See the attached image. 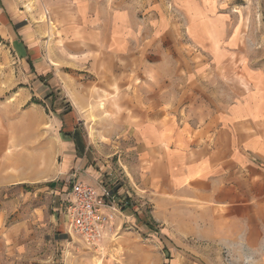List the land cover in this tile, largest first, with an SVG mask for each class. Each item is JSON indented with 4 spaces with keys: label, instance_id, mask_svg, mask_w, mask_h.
Listing matches in <instances>:
<instances>
[{
    "label": "rangeland",
    "instance_id": "obj_1",
    "mask_svg": "<svg viewBox=\"0 0 264 264\" xmlns=\"http://www.w3.org/2000/svg\"><path fill=\"white\" fill-rule=\"evenodd\" d=\"M26 5L35 14L39 38L50 40L42 45V63L46 57L56 63L48 79L57 80L58 91L72 96L62 98L57 91L46 100L47 85L33 76L34 69L0 35V221H4L0 228L20 237L16 264L171 261L175 256L164 249L167 243L151 225L156 221L155 188L145 187L163 153L160 147L145 146L137 129L142 123L161 121L184 131L194 144L210 140L223 111L253 106L254 89L261 91L264 104V0L80 2L84 13L96 9L97 24L107 27L113 13H128L138 31L129 35L132 42L117 55V70L115 75L107 74L110 78L92 74L88 68L92 60L76 55L82 47L70 44L68 35L62 40V30L78 20L75 3L31 0ZM226 28H235L233 35L241 42L230 43ZM101 103L105 104L102 110ZM120 106L132 109L127 114L132 126L125 123L123 114L113 111ZM157 106L163 110L153 112ZM65 123L79 128L73 139L85 142L91 176L116 181V187L131 196V219L126 215L118 235L96 251L66 229V199L76 178L60 175L62 141L72 137L62 132ZM22 153L36 167L19 169L16 159ZM47 163L52 172L44 170ZM197 246L203 258L210 260L205 250L209 246ZM215 253L214 262L232 263L224 249Z\"/></svg>",
    "mask_w": 264,
    "mask_h": 264
},
{
    "label": "crops",
    "instance_id": "obj_2",
    "mask_svg": "<svg viewBox=\"0 0 264 264\" xmlns=\"http://www.w3.org/2000/svg\"><path fill=\"white\" fill-rule=\"evenodd\" d=\"M29 1L0 0V35L32 72L34 69L33 76L55 94L59 82L48 79V76L56 70V63L50 57L42 63V45L50 40L39 38L40 28L34 23L35 14L26 10ZM43 1L75 3L78 20L62 30V40L68 35L66 40L70 44L82 47L76 55L92 60L88 68L96 77L110 78L111 74L107 75L110 71L115 75L117 55L132 42L129 35L138 32L131 21L132 16L123 12L126 20L121 12L119 15L115 12L106 27L95 21L96 9L84 13V7L79 3L86 0ZM224 33L230 43L241 42L233 35L235 28H226ZM253 92L256 100L253 106H234L222 112L215 130L210 132L209 141L205 138L190 143L184 131H177L161 121L142 123L138 127L137 135L144 145L160 147L163 153L154 164L151 181L148 179L145 187L149 189L151 184L157 194L156 221L151 225L167 243L164 249L175 256L165 264H203L194 256L205 260V264H218L213 259L219 249L227 251L231 264H264V104L261 91L254 89ZM59 94L62 98L72 96L67 91ZM104 106L101 103L99 109ZM119 109L113 111L123 114L125 123L132 126V117L127 116L132 114V109L121 106ZM156 110L153 112H161L163 107L157 106ZM66 128L69 133L65 132ZM65 129L62 131L64 135L72 137L62 141L60 175L95 185L101 178H93L92 168L86 166L85 142L82 145L73 139L79 128L76 124L70 127L65 123ZM16 166L19 169L32 168L35 163L22 153L16 159ZM44 170L52 172L48 163ZM82 170L86 174H80ZM131 212L132 208H129L125 213L128 219H131L128 216ZM2 223L4 221H0V225ZM198 243L209 246L205 250L210 260L203 258ZM20 244V237L14 231L6 233L0 228V264H8L10 258L11 264H16L21 255Z\"/></svg>",
    "mask_w": 264,
    "mask_h": 264
},
{
    "label": "built area",
    "instance_id": "obj_3",
    "mask_svg": "<svg viewBox=\"0 0 264 264\" xmlns=\"http://www.w3.org/2000/svg\"><path fill=\"white\" fill-rule=\"evenodd\" d=\"M116 184L110 180L96 185L72 180L64 214L67 233L91 250H99L118 235L127 218L125 212L132 206L129 193Z\"/></svg>",
    "mask_w": 264,
    "mask_h": 264
},
{
    "label": "trees",
    "instance_id": "obj_4",
    "mask_svg": "<svg viewBox=\"0 0 264 264\" xmlns=\"http://www.w3.org/2000/svg\"><path fill=\"white\" fill-rule=\"evenodd\" d=\"M31 68H33V67L31 66ZM53 95H54L53 93H50L49 95H47V96H46V100H51L52 97H53ZM53 102H54V101L50 102V104H51V108H52V110L55 112L56 108H55ZM130 208H131V207H130ZM126 212H128V209L126 210Z\"/></svg>",
    "mask_w": 264,
    "mask_h": 264
}]
</instances>
